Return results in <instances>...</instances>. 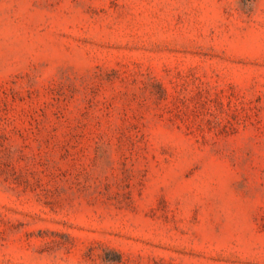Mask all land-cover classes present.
Here are the masks:
<instances>
[{"label": "rangeland", "instance_id": "rangeland-1", "mask_svg": "<svg viewBox=\"0 0 264 264\" xmlns=\"http://www.w3.org/2000/svg\"><path fill=\"white\" fill-rule=\"evenodd\" d=\"M0 264H264V0H0Z\"/></svg>", "mask_w": 264, "mask_h": 264}]
</instances>
